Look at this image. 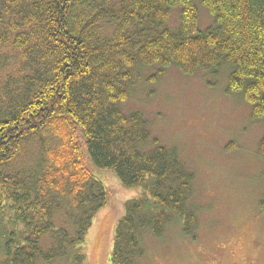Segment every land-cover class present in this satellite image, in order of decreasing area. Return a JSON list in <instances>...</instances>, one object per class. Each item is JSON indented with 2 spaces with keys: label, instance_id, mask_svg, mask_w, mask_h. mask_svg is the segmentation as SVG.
<instances>
[{
  "label": "trees",
  "instance_id": "obj_1",
  "mask_svg": "<svg viewBox=\"0 0 264 264\" xmlns=\"http://www.w3.org/2000/svg\"><path fill=\"white\" fill-rule=\"evenodd\" d=\"M170 67L227 72L226 93L264 121V0H0V264H88L109 202L97 170L139 190L111 264H140L175 224L197 240L195 172L125 107Z\"/></svg>",
  "mask_w": 264,
  "mask_h": 264
},
{
  "label": "rangeland",
  "instance_id": "obj_2",
  "mask_svg": "<svg viewBox=\"0 0 264 264\" xmlns=\"http://www.w3.org/2000/svg\"><path fill=\"white\" fill-rule=\"evenodd\" d=\"M202 9L201 28L211 22ZM178 18L173 13L170 22ZM226 87L227 72L186 75L170 67L155 84L139 80L125 104L144 113L153 137L177 146L195 172L192 200L201 208L197 240L172 225L162 239H147L140 264H264V160L258 153L264 121L252 120L250 105ZM97 173L109 202L89 230L88 264H111L116 225L139 190L123 187L112 171Z\"/></svg>",
  "mask_w": 264,
  "mask_h": 264
}]
</instances>
